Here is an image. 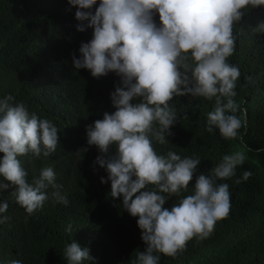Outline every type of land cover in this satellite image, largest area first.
Segmentation results:
<instances>
[{
	"label": "clouds",
	"instance_id": "obj_1",
	"mask_svg": "<svg viewBox=\"0 0 264 264\" xmlns=\"http://www.w3.org/2000/svg\"><path fill=\"white\" fill-rule=\"evenodd\" d=\"M75 7V28H91V38L81 42L71 56L75 70L86 69L94 78L114 73L118 84L109 93L111 113L85 125L86 145H95L93 164L107 173L109 196L140 231L143 250L130 264H159L161 254L175 259L188 241L207 239L216 223L231 208L227 183L245 161L242 151L223 155L207 173L189 181L201 157L168 150L157 152L154 144H169L170 128L178 120L173 97L188 95L212 102L206 113L205 130H217L226 140L246 128L244 109L237 116L236 81L240 70L228 62L235 49L233 32L249 8L264 7V0H66ZM93 5H96L93 11ZM158 15V23L153 15ZM86 22V23H85ZM264 33V20L252 28ZM59 129L47 118L28 111L12 95L0 96V193L11 188L14 202L31 215L51 201L68 206L67 193L56 183L51 164L27 179L20 157L48 158L55 153ZM113 149V151H109ZM87 147L77 150L79 159ZM82 154V155H81ZM253 175L242 169L239 179ZM7 181L8 183H5ZM99 182L105 183V177ZM51 188V191L48 189ZM175 197L170 207H163ZM7 200L0 199V224ZM71 231V225L65 227ZM65 264L93 261L86 247L66 243ZM5 264H22L9 259Z\"/></svg>",
	"mask_w": 264,
	"mask_h": 264
},
{
	"label": "trees",
	"instance_id": "obj_2",
	"mask_svg": "<svg viewBox=\"0 0 264 264\" xmlns=\"http://www.w3.org/2000/svg\"><path fill=\"white\" fill-rule=\"evenodd\" d=\"M75 10L66 0H0V96L12 95L14 102H22L59 129L55 153L19 159L29 181L51 164L56 183L69 200L66 207L48 201L28 215L9 195L11 188L0 193V199L8 202L5 215L10 217L0 224V264L9 259L22 264H65L62 250L71 241L88 249L93 258L89 264H130L144 247L137 217L121 208L119 197L109 196L107 173L93 164L98 150L86 145L85 125L115 110L109 93L119 78L112 72L94 78L88 70L72 67L71 56L78 55L79 44L87 42L92 31H76ZM153 20L158 23L157 14ZM261 20L264 7L249 8L233 27L236 46L227 59L240 70L233 99L235 114L239 116L243 108L247 124L238 138L226 140L215 129L205 130L211 101L188 95L169 101L178 120L166 137L169 144L154 147L181 156L199 154L201 162L189 187L196 175L207 173L225 154L242 151L245 161L233 177L217 181L229 186L228 216L216 223L207 239L188 241L175 259L161 254L159 264H264V33L252 31ZM82 147L87 151L79 159L76 152ZM242 169L253 175L237 183ZM100 177H105V183L99 182ZM174 202L175 197H169L163 207ZM69 224L71 231L66 232Z\"/></svg>",
	"mask_w": 264,
	"mask_h": 264
}]
</instances>
